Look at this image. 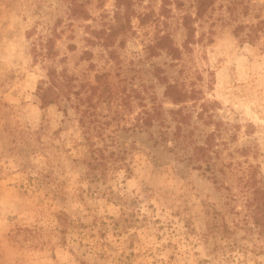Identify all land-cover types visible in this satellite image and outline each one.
Returning <instances> with one entry per match:
<instances>
[{
	"label": "rangeland",
	"instance_id": "rangeland-1",
	"mask_svg": "<svg viewBox=\"0 0 264 264\" xmlns=\"http://www.w3.org/2000/svg\"><path fill=\"white\" fill-rule=\"evenodd\" d=\"M198 1L0 0V264H264V0Z\"/></svg>",
	"mask_w": 264,
	"mask_h": 264
},
{
	"label": "trees",
	"instance_id": "trees-1",
	"mask_svg": "<svg viewBox=\"0 0 264 264\" xmlns=\"http://www.w3.org/2000/svg\"><path fill=\"white\" fill-rule=\"evenodd\" d=\"M133 0H119V4L120 5H130V3ZM209 0H199L198 1V15L201 16L203 12H205L206 10V6L208 4ZM71 13L73 16L76 17H82L85 18L86 17V13L85 10L83 9L81 4H77V2H74L73 6H72V10ZM117 16V21H118V25L116 27L113 28V32L116 33V31H124L125 30V25L123 22H121V15H119V13L116 14ZM184 25L185 27L188 29V33L189 31H191V27L188 24L187 21V17H184ZM114 35L111 34L110 38H112V36ZM166 38L165 36L160 38L158 40L157 43V47L159 48H166L164 47L161 42L164 41ZM155 46H152V48H154ZM46 49V55H48L49 57H54L57 55L56 50H55V42L52 38H50L45 46ZM170 51L172 53H174L173 55L176 57V53L178 52V50L171 48ZM47 80L46 81H41L38 86H37V90H36V94L40 100V104L42 108H46L50 105H55L58 103V101L62 98V96L65 94V89L68 88V85L71 83L72 79L69 75H67L65 72H58L57 69L55 68H51L48 73H47ZM67 86V87H66ZM66 87V88H65ZM165 95L169 98H171L172 102H174L175 104L179 103L182 101V99L184 98V94L183 92L174 84H168L166 86V91H165ZM199 149L204 150V148L200 147ZM92 157L93 160L96 161V165L95 166H99L100 164V160L98 159L99 157H103L102 155V150H94L92 152Z\"/></svg>",
	"mask_w": 264,
	"mask_h": 264
}]
</instances>
